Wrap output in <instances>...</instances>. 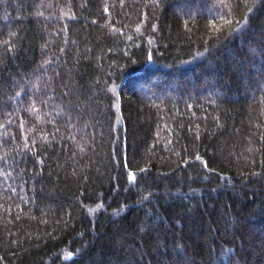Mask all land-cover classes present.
<instances>
[{"label": "trees", "instance_id": "16d2710c", "mask_svg": "<svg viewBox=\"0 0 264 264\" xmlns=\"http://www.w3.org/2000/svg\"><path fill=\"white\" fill-rule=\"evenodd\" d=\"M0 264H264V0H0Z\"/></svg>", "mask_w": 264, "mask_h": 264}]
</instances>
